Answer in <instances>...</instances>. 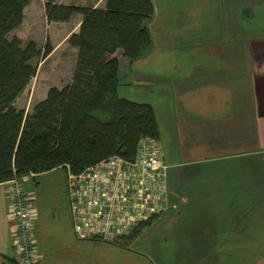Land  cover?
I'll return each instance as SVG.
<instances>
[{
  "label": "crops",
  "instance_id": "crops-1",
  "mask_svg": "<svg viewBox=\"0 0 264 264\" xmlns=\"http://www.w3.org/2000/svg\"><path fill=\"white\" fill-rule=\"evenodd\" d=\"M152 1L153 48L133 62L119 55V94L155 108L168 210L130 246L82 236L68 170L30 175L38 264H264V0ZM59 3L105 8L107 0ZM39 5L53 52L63 44L77 55L69 39L83 16L49 23L44 0H31L21 27L34 31ZM7 190L0 183V264H20Z\"/></svg>",
  "mask_w": 264,
  "mask_h": 264
},
{
  "label": "trees",
  "instance_id": "trees-1",
  "mask_svg": "<svg viewBox=\"0 0 264 264\" xmlns=\"http://www.w3.org/2000/svg\"><path fill=\"white\" fill-rule=\"evenodd\" d=\"M30 2L0 0V183L60 167L78 175L114 155L135 159L139 141L159 139L160 129L152 104L119 94V55L133 62L152 50L153 1L107 0L105 8H95L44 0L49 23L83 16L79 32L69 39L78 54L71 81L50 88L26 114L15 103L37 74L33 61L53 51L49 40L40 49L11 36ZM155 219L117 240L130 246Z\"/></svg>",
  "mask_w": 264,
  "mask_h": 264
},
{
  "label": "built area",
  "instance_id": "built-area-1",
  "mask_svg": "<svg viewBox=\"0 0 264 264\" xmlns=\"http://www.w3.org/2000/svg\"><path fill=\"white\" fill-rule=\"evenodd\" d=\"M168 168L161 141L146 137L139 141L133 160L114 155L81 174L70 172L69 197L77 232L88 237L121 236L134 226L162 217L171 195ZM25 179L15 174L5 182L8 211L20 264H38L36 212L24 188Z\"/></svg>",
  "mask_w": 264,
  "mask_h": 264
},
{
  "label": "rangeland",
  "instance_id": "rangeland-1",
  "mask_svg": "<svg viewBox=\"0 0 264 264\" xmlns=\"http://www.w3.org/2000/svg\"><path fill=\"white\" fill-rule=\"evenodd\" d=\"M37 27L32 31L29 28V22L26 26L21 27L18 31H13L11 36L16 35L19 37L24 45H27L29 42L34 41L37 43L40 49H43L49 40L52 44L50 35L46 25H44V20L42 19V10L39 5L34 11ZM47 18V17H46ZM31 23V22H30ZM53 45V44H52ZM53 52V51H52ZM77 56L72 48L69 46H64L63 44L60 47L56 48L53 53H51L46 59H35L33 64L37 66L38 71L35 78L26 88V90L21 94L18 100L15 103V106L18 109L24 110L26 114H30L34 106L40 101L44 100L47 97V93L52 87L63 88L68 84L73 75L75 60ZM62 174L66 175L65 171H60ZM67 171V188L70 196V178ZM62 174H58L60 177ZM30 176V175H29ZM72 213V210H71ZM159 218V217H157ZM74 220V219H73ZM75 225V224H74ZM76 227V226H75ZM137 226H134L132 229L128 230L127 233L121 236H112L109 238H99L103 240H108L114 243H120L122 245H127L126 241H118L122 236L131 234ZM149 227L145 228L143 232L147 231ZM147 236H145L146 238ZM146 242L142 241L138 248H145Z\"/></svg>",
  "mask_w": 264,
  "mask_h": 264
}]
</instances>
